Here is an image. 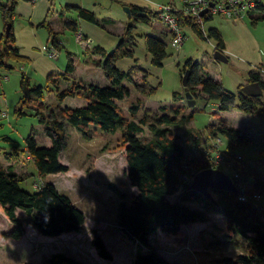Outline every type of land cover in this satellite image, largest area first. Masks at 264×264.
Returning <instances> with one entry per match:
<instances>
[{
    "label": "rangeland",
    "instance_id": "374dc122",
    "mask_svg": "<svg viewBox=\"0 0 264 264\" xmlns=\"http://www.w3.org/2000/svg\"><path fill=\"white\" fill-rule=\"evenodd\" d=\"M52 1L45 24L25 17L12 20L15 43L25 58L9 59L8 63L12 66L10 68L0 66V165L7 167L13 163L15 170L22 177L20 185L28 191H35L45 181L53 182L58 190L68 195L84 211L86 221L80 231L50 236L39 233L35 226L28 222L29 215L23 209L16 208V213L23 220L25 227V234L16 239L4 236L14 225L0 208V264H38L43 257L56 251L65 252L86 264H132L138 243L119 227L118 207L122 200L130 202L132 195L138 190L128 177L121 128L104 131L98 126H91V138L84 139L74 127L68 126L67 145L60 154V160L69 167L65 172L40 175L27 150H21L20 154L11 160L6 158L4 151H11L14 146L25 148L26 137L32 131H35L39 145H50V138L45 132L47 122L41 118L48 119L52 111L62 116L66 106L75 107L85 103L83 95L66 96L60 101L54 83L58 84L59 88L67 86L73 80L83 84H108L109 79L99 64L102 56L92 52L91 48L99 44L108 52L123 37L122 49L118 46L114 52V62L123 70H131L133 80L138 84L124 80V84L130 89V95L118 101L120 111L127 119L136 120L145 112L150 115L161 114L162 104H165L166 111L172 114L174 111L171 107L178 106V117L192 113L191 120L184 127L168 126L170 135H178L179 141L193 157L205 160L203 147L212 150L216 141L220 144L219 149L224 150L227 143L220 134L209 136L205 130L210 123L227 119L232 125L246 130L251 124L261 122V117L237 107L220 110L218 100L206 96L192 95L196 102L189 106L182 82L184 63L190 57L198 60L202 72L219 79L226 89L237 92L241 84L248 82L250 70L257 68L262 71L264 77V22L259 23L257 27L251 23L249 14L243 16V21L249 23L250 28L241 26L240 42L233 39V30L227 26L229 46L224 52L229 60L224 62L214 59L211 39L201 38L190 26H183V32L186 34L183 42L173 45L167 26L160 19L151 15L147 22L135 20L126 9L130 6L131 10L132 5L153 10L168 3L180 6L181 0H82L83 7L92 10L98 22L81 17L76 8L68 7L81 5V0ZM261 1L264 4V0ZM0 2L5 4L8 0ZM212 16L215 23L225 17L219 14ZM70 21H74L78 31L91 40V47H86L77 40L76 31L68 24ZM129 23L135 24L132 30L133 38L124 33ZM211 24L212 19L205 17L202 26L204 31L208 30ZM5 27L6 21L0 8V37L5 34ZM146 33L158 35L167 43L168 54L162 66L151 62V53L147 50L145 42ZM55 35L59 41L58 47L54 43ZM126 47L134 49L132 56L123 54V48ZM51 51L56 56H51ZM69 55L74 59L72 75L65 73ZM140 68L147 71L146 79L144 71ZM22 73L28 77L31 86H44L42 102H22ZM62 73L70 79L67 81ZM50 75L53 76L54 82L49 79ZM176 92L184 97L176 95ZM262 95L264 97V92ZM136 103L139 109L136 114H131L130 107ZM17 107H23L24 113L17 112ZM188 127L202 131V149L193 145L186 132ZM251 132L255 140L236 145L235 152L247 159H262L258 167L264 170V135L257 127H253ZM140 135L143 140H150L152 137L147 127ZM217 136L222 138L221 142L216 140ZM218 165L216 167L221 169L227 167L225 163ZM193 168V162L184 161L182 169L186 171V176ZM239 181L245 192L255 190L251 179L245 178V175ZM182 194L183 190L180 189L169 198L173 202H179ZM183 202L192 208L199 206L191 200ZM209 216L210 220L205 222L183 224L175 234L158 231L151 236V243L175 264H215L221 256L235 255L243 250L244 238L234 235L228 242L230 237L226 236L228 228L225 216L218 212H209ZM96 232L102 236L107 249L112 253L111 259L98 255L92 243ZM141 251L147 252L149 248L142 246Z\"/></svg>",
    "mask_w": 264,
    "mask_h": 264
},
{
    "label": "trees",
    "instance_id": "16d2710c",
    "mask_svg": "<svg viewBox=\"0 0 264 264\" xmlns=\"http://www.w3.org/2000/svg\"><path fill=\"white\" fill-rule=\"evenodd\" d=\"M17 0H8L7 3L0 2L3 17L6 21L12 22V14ZM78 10L81 17L98 22L92 10L80 5H68ZM256 9L264 10V4L257 0ZM158 9H150L143 6H131V15L135 20L147 22L151 15L156 18ZM250 14V13H249ZM254 23L264 18V13L259 16H252ZM180 22L184 26H190L203 39L213 38L216 40V49L225 48L224 38L217 27H210L204 31L201 25L194 21L189 15H184ZM45 24V21L42 22ZM75 31L78 30L74 21L68 22ZM135 24L129 23L124 33L133 38L132 29ZM6 28V27H5ZM16 37L13 31V24L6 36L0 37V66L12 67L9 59L22 60L19 47L15 43ZM145 42L147 50L151 53V62L162 66L167 56V43L158 35L146 33ZM54 43L59 46V41L54 36ZM124 39L119 45L122 49ZM92 52L99 53L102 57L99 62L103 68L108 84L89 83L83 84L77 80L71 81L67 86L57 87V97L62 101L66 96L83 95L85 103L75 107H65V113H54L48 119L46 134L50 138V145H39L35 131L26 137V147L19 149L14 146L11 151H4L8 160L15 159L21 150H27V154L33 159L40 175L47 173L65 172L68 165L60 160V154L67 145L68 126L74 127L84 139L92 136L91 126H98L104 131L122 129V140L125 144L126 159L128 163V177L138 192L133 194L130 202L122 200L118 207L119 227L134 241L138 243L137 252L132 264H175L159 252L151 243V236L158 231L168 234H175L183 224L193 222H205L210 220L209 212L222 213L226 218L228 232L226 238L232 240L234 235L244 238L243 250L235 255H223L217 259L215 264H264V201L244 200L239 198L241 192L239 182L235 181L238 190L211 188L213 198L193 188L190 179L185 177L186 171L182 169L185 160L193 162L194 170L197 172L203 168L213 166L214 153L212 150L202 149V131L193 127L186 128L188 136L192 139L193 145L203 150L206 159L197 160L190 154L185 145L179 141L178 135H170L168 126L176 125L184 127L191 120L192 113L179 114L178 106H172L174 114L166 111V105H160L161 114L150 115L145 112L138 120L127 119L120 111L118 101L130 95V89L124 84V80H130L135 85L131 70H123L116 66L114 53L106 58L107 50L96 45ZM123 54L133 55V48H123ZM190 69L188 88L192 95L206 96L218 100L220 110H228L231 107L261 117V122L251 124L246 130H242L227 121L221 119L217 123H210L206 130L209 136L222 135L227 143V153H236L235 146L254 141L251 132L257 127L264 135V97L263 95H248L242 91L241 84L237 92L226 89L223 83L202 72L198 60L188 58L184 63V69ZM142 69V68H140ZM74 70V59L69 55L66 66V74ZM147 77V71L142 69ZM63 74V73H62ZM65 74H63L64 76ZM66 80L69 76H64ZM50 80L54 82L53 76ZM248 81H258L264 90V77L262 71L254 68L249 71ZM24 96L22 102L38 101L44 98V86L42 84L31 86L28 77L22 73L20 82ZM143 89H145L143 87ZM179 94L181 98L184 95ZM139 105L133 104L130 107L131 114H136ZM16 111L24 113L23 107H17ZM60 115V116H59ZM147 127L152 133L150 140H143L140 133ZM260 158H245L246 165L240 166L238 172L240 177L250 178L254 189L264 190V170L258 167ZM224 170L227 171L225 168ZM22 177L15 170L13 163L7 167L0 165V208L6 213L13 228L4 233L5 237L21 238L25 234L23 220L17 215L16 208H21L29 215L28 222L35 226L41 234L57 236L62 233L80 231L86 221L84 211L65 193L57 189L51 181H45L35 191H28L20 185ZM244 181V178H243ZM182 189L181 201L173 202L169 195ZM191 200L199 204L202 209L192 208L183 201ZM238 244L237 241H233ZM236 242V243H235ZM98 255L111 259L112 253L107 249L102 236L96 232L92 241ZM146 246L149 251L142 252L141 247ZM24 264H36L27 262ZM38 264H86L80 259L62 251H56L43 257Z\"/></svg>",
    "mask_w": 264,
    "mask_h": 264
},
{
    "label": "built area",
    "instance_id": "2783aa9c",
    "mask_svg": "<svg viewBox=\"0 0 264 264\" xmlns=\"http://www.w3.org/2000/svg\"><path fill=\"white\" fill-rule=\"evenodd\" d=\"M213 4H210V0H181V5L177 6L173 3L163 4L158 8V16L156 19H160L168 29L172 37L173 45H180L186 34L183 32V26L180 22V19L184 15L191 16L195 22L203 26L204 18L212 16L214 14H219L227 17H240L249 14L252 10L256 9L257 0H212ZM205 10L202 14L201 12ZM77 40L80 43L85 44L86 47H91V40L85 36L81 31H76ZM51 56H56V54L51 51ZM5 115V112H3ZM217 141L222 140L221 137L216 138ZM220 144L214 142V157H213V166H219L218 164L225 163L227 166V172L233 177L234 181L239 182V188L241 190L239 194L240 199L244 200H255V201H264V190L255 189L250 193L245 192L244 187L240 184L239 179L241 178L238 172L240 166H245L246 161L245 157L241 154L233 155V153H225L223 150L219 149ZM196 171L194 168L191 170L190 174L185 177L190 179Z\"/></svg>",
    "mask_w": 264,
    "mask_h": 264
},
{
    "label": "water",
    "instance_id": "95a60500",
    "mask_svg": "<svg viewBox=\"0 0 264 264\" xmlns=\"http://www.w3.org/2000/svg\"><path fill=\"white\" fill-rule=\"evenodd\" d=\"M210 4H213V1L210 0ZM129 15L131 16V10L130 6L126 7ZM205 10H203L201 13L203 14ZM12 27V22H8L5 29V35L7 36L9 34V31ZM123 40V37L120 38L119 42L116 44V46L107 52L106 56L104 57V61L108 56H110L112 53L115 52L117 47L121 44ZM213 56L215 59L227 62L228 56L225 54V52L221 49H215ZM190 69L186 68L183 75H182V82L184 86L185 96L187 98V104L189 106H192L195 104L196 99L192 97V93L190 92L188 88V80L190 75ZM242 91H244L248 95H261L263 94L264 90L261 87L260 83L258 81H248L242 86ZM191 186L209 197L213 198V195L211 194V188H217V189H228L232 191H237L238 187L235 183L233 177L227 173L224 169H221L219 167H208L203 168L199 171H197L191 181Z\"/></svg>",
    "mask_w": 264,
    "mask_h": 264
},
{
    "label": "crops",
    "instance_id": "0c3cea01",
    "mask_svg": "<svg viewBox=\"0 0 264 264\" xmlns=\"http://www.w3.org/2000/svg\"><path fill=\"white\" fill-rule=\"evenodd\" d=\"M52 2H53L52 0H17L13 14H12V18L17 19L18 17H21V18L25 17V18H28L29 20L44 22V21H46V19H47L46 17L48 16L49 11L52 7ZM81 3H82L81 5L83 6L84 3L82 0H81ZM143 7H145V6H143ZM262 13H264V10L254 9L250 12L249 19H252L251 18L252 16H254V17L259 16ZM212 17L213 16L206 17V18L212 19V24L209 26V28L210 27H217L221 31L222 36L224 38V42H225V48L223 49V51H225L229 46V38H228L229 36L226 34V33H228L227 32L228 30H226L227 26H230V29L232 28V30H233L232 33H234V35H232V36H233V39L236 40V42H240V39H241V34H242V31L240 29L241 26L244 28H248V29L250 28L249 23L243 21L244 18L241 19L240 17L238 18V17H227V16H225V17H221L222 20L220 22L215 23L214 19ZM261 22L262 23L264 22V18L258 19L254 23L251 21V23L256 25L257 27H258L259 23H261ZM223 25L225 26V28H223ZM254 25H253V27H254ZM205 31H207V30L205 29ZM165 32H167V30ZM209 39H211L210 41L212 42V45H213L214 50H215L216 49V40L213 38H208L207 40H209ZM196 209H202V208L198 206Z\"/></svg>",
    "mask_w": 264,
    "mask_h": 264
}]
</instances>
